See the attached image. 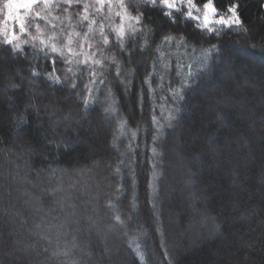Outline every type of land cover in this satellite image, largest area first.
Instances as JSON below:
<instances>
[{"label": "trees", "instance_id": "trees-1", "mask_svg": "<svg viewBox=\"0 0 264 264\" xmlns=\"http://www.w3.org/2000/svg\"><path fill=\"white\" fill-rule=\"evenodd\" d=\"M203 2L197 0L200 6ZM124 3L130 5L132 15L143 13L139 27L145 31L134 38L135 44L130 37L123 53L115 46L107 48L106 55L115 54L125 69L134 68L137 75L131 95L126 96L112 67L105 90L112 87L120 118L126 119L128 127L139 125L128 156L134 161L135 186L128 169H122V176L114 175L120 156L109 141L116 118L105 116L106 105L97 102L85 109L83 95L78 101L67 86L50 84L44 73L53 64L41 54L34 58L32 48L24 46L19 56L10 49L0 50V264H58L47 258L52 250L43 252L44 242L32 234L31 204L38 199L46 209L63 202L62 218L75 214L72 218L79 223L66 229V240L70 246L76 238L79 247L73 253L81 264H264V0H214L221 14L230 3H239V15L248 29L245 33L233 26L220 35L196 28L183 13H174L176 22L172 23L163 15L167 9L159 5L144 6L141 0ZM2 4L0 0V20L4 18ZM113 5L114 11H120L117 0ZM81 9L82 5L70 9L73 21ZM54 14L64 13L61 9ZM114 22L119 25V18ZM76 30L86 31L87 22ZM145 32L150 47L141 51ZM169 34L176 39L185 36L198 51L200 47L216 48L209 69L195 77L191 90L179 102L182 111L173 126L165 128L161 139L154 142L153 105L145 96L141 106L138 93L140 82L151 71L153 50ZM109 38L115 44V35ZM163 50L167 53L168 45ZM175 59L171 57L172 77ZM33 67L41 73L37 78L31 75ZM55 67L63 76L65 64L57 60ZM87 80L85 72L79 89ZM157 81L158 77L153 87ZM9 83L18 87L8 88ZM97 95L103 101L105 93ZM69 112L71 118L65 120ZM21 115L27 123L16 128ZM128 144L129 139L122 138L120 152ZM154 147L161 154L155 158ZM153 159L161 173L151 196L155 207L149 202L148 188ZM168 170L183 182L179 190L171 188L169 179L163 188ZM59 184L64 191L52 195L48 190ZM118 184L122 192L116 191ZM134 194L135 211L131 208ZM108 199L116 204L126 229L115 224V211L105 207ZM158 225L163 236L156 231ZM132 236L139 238L145 252L143 262L128 243ZM64 246L62 240L60 247Z\"/></svg>", "mask_w": 264, "mask_h": 264}, {"label": "snow or ice", "instance_id": "snow-or-ice-1", "mask_svg": "<svg viewBox=\"0 0 264 264\" xmlns=\"http://www.w3.org/2000/svg\"><path fill=\"white\" fill-rule=\"evenodd\" d=\"M141 3L144 6L151 5L155 7L159 5L163 9H167L163 12V15L172 23L176 22L174 13H183L185 20L194 21L196 28L210 34L220 35L225 28L231 29L233 26L242 29L245 33L248 32L239 15V3H230L224 14L218 11L214 0H204L202 7L198 5L197 0H141ZM81 5L82 9L75 13L77 19L73 21V13L70 9ZM117 5L120 11H114L113 0H3V7L6 12L3 20H0V50L10 49L12 55L19 56L24 52V46L32 48L34 58H38L37 54H41L53 64L52 70L44 73V78L50 84L61 87L67 86L69 94L75 93L78 101L83 95L82 103L85 109L97 102L106 105L103 109L105 116L109 119L116 118L115 130L112 139L109 141V145L120 156L114 167V175L122 176V169H128L133 186H135L136 173L135 169L131 167L134 161L128 159V156L132 153V142L137 137L139 125L136 129H131L128 127L126 119L120 118L115 92L112 87H107L105 90V86L109 84L107 72L114 67L115 80L123 87L124 94L130 96L137 73L134 68L125 69L123 60L118 59L115 54L106 55V49L118 46L121 53H123L127 49V41L130 37L133 38V44H135L134 38L145 31L139 27L143 23L144 15L142 12L132 15L129 11L130 5L125 4L124 0H117ZM105 6L108 8L107 14L104 12ZM61 9L63 15L54 14ZM21 10H23V13ZM116 17L120 20L119 25L114 22ZM65 21H67V24H65ZM9 22H11V27H9ZM41 22H43V27ZM85 22H87V30L77 31V25L82 26ZM110 34L115 35V44L110 42ZM97 36L99 39H96ZM173 44H175V50H172ZM164 45L169 47L167 53L163 50ZM148 47H150L149 39L147 32H145L140 49L141 51H147ZM189 47H191V52H188ZM215 48V45L210 46V48L200 47L198 51L195 45H189L185 36L181 35L179 39H176L170 34L164 35L160 43L156 45L153 50L151 71H148L140 82L138 93V102L141 106L145 103V96H147L148 102L153 105L151 123L155 128L154 142L161 139L165 128L173 126L177 115L182 111L178 106L179 102L183 101L187 92L191 90L195 77L209 69V61L212 59ZM131 51L134 52L135 47ZM171 57L176 58L175 77L170 75L173 69ZM184 59L189 62L185 64ZM57 60H61L66 66L63 70V76L59 74L61 70L55 67ZM193 69H197V71L194 72ZM85 72L88 80L83 89H79L78 81L84 76ZM31 75L33 78H37L41 73L38 68L33 67ZM157 77L158 81L153 87V81ZM69 80H71V83H69ZM7 87L17 88L18 85L9 83ZM102 91L105 95L103 101H100L97 93ZM157 93H162L159 96L160 102L158 104L156 102ZM157 108L159 109V115L156 114ZM70 118L71 113L69 112L65 120ZM218 119L222 120V117H218ZM26 123V116L21 115L16 120L15 127L20 128ZM122 138L129 139V144L124 152H120L119 148ZM60 143H65V141L62 140ZM152 153L154 158L161 155L155 147L152 149ZM151 164L152 171L148 178V188L151 190L149 202L153 203V207H155L151 196L155 193L156 180L161 173L157 170L158 162L155 159L151 161ZM108 167L112 168L113 166L109 164ZM53 172H55V169H53ZM69 187L74 188L75 185ZM48 191L55 195L56 192L64 191V187L59 184L56 188ZM116 191L122 192V186L118 184ZM31 207L34 218L32 234L38 238V241L44 242L43 252L48 253L50 249L52 250L47 258L57 261L58 264H81L73 253V249L79 247L76 238L73 237L70 246L66 240L68 235L66 229L70 228L73 223H79L78 220L72 218L75 214L66 213L62 218L61 213L65 209L63 202H57L59 211L57 207L46 209L39 199L32 202ZM105 207L115 211L113 216L115 224L126 229L127 225L121 218L112 199L105 202ZM136 207L134 194L131 208L135 211ZM88 219L91 220V217H88ZM129 220H131V217H129ZM156 231L163 236L159 225ZM124 235H127V231ZM140 235H144L143 231ZM62 240L65 245L63 248L60 247ZM138 240L137 236H132L129 238L128 243L130 246L134 245L133 251L139 260L143 262L146 256ZM248 247L251 248V245H248Z\"/></svg>", "mask_w": 264, "mask_h": 264}, {"label": "rangeland", "instance_id": "rangeland-1", "mask_svg": "<svg viewBox=\"0 0 264 264\" xmlns=\"http://www.w3.org/2000/svg\"><path fill=\"white\" fill-rule=\"evenodd\" d=\"M202 7V6H201ZM1 11H3V15H4V13L6 12V9H4V7H3V4L1 5ZM21 12L23 13V10H21ZM12 25H11V22H9V27H11ZM58 121V120H57ZM59 122V121H58ZM167 154V153H166ZM165 174H166V176L168 177L164 182H163V188H166L167 186H168V184H167V182H168V179L170 180V182H171V184H172V186H171V188L173 189V190H179V186L180 185H182V183L183 182H181L180 181V178L178 177V176H171V174H170V172H169V170L168 171H166L165 172ZM175 186V187H174ZM171 188H170V190H171ZM43 193H44V191H43ZM179 210H176V208H174V213H179L178 212ZM164 220L166 221V216L164 215ZM165 225H166V222H165ZM168 231V229L166 230V232ZM13 235V234H12Z\"/></svg>", "mask_w": 264, "mask_h": 264}]
</instances>
